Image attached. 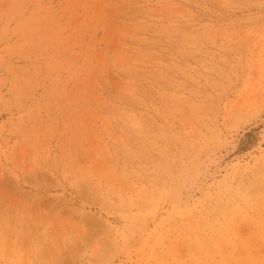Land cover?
Returning a JSON list of instances; mask_svg holds the SVG:
<instances>
[{"label": "rangeland", "instance_id": "rangeland-1", "mask_svg": "<svg viewBox=\"0 0 264 264\" xmlns=\"http://www.w3.org/2000/svg\"><path fill=\"white\" fill-rule=\"evenodd\" d=\"M263 170L264 0H0V264H264Z\"/></svg>", "mask_w": 264, "mask_h": 264}, {"label": "bare ground", "instance_id": "bare-ground-1", "mask_svg": "<svg viewBox=\"0 0 264 264\" xmlns=\"http://www.w3.org/2000/svg\"><path fill=\"white\" fill-rule=\"evenodd\" d=\"M263 172H264V170H263ZM264 174V173H263ZM232 212H234V211H232ZM226 214V213H225Z\"/></svg>", "mask_w": 264, "mask_h": 264}]
</instances>
